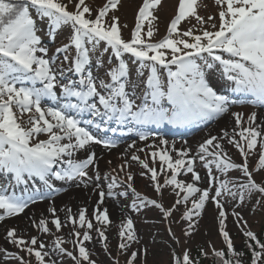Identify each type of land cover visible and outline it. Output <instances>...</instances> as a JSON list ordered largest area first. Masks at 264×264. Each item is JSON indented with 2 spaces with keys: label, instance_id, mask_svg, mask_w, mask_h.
Here are the masks:
<instances>
[{
  "label": "snow or ice",
  "instance_id": "1",
  "mask_svg": "<svg viewBox=\"0 0 264 264\" xmlns=\"http://www.w3.org/2000/svg\"><path fill=\"white\" fill-rule=\"evenodd\" d=\"M213 2L215 14L205 17L199 14L198 0H178L166 34L155 39L154 12L162 0H142L128 38L127 23L115 15L122 0H105L95 11L86 0H0V176L10 177L0 183V222L49 200L46 214L30 222L37 234L7 228L5 239L17 251L0 248V255L16 264H64L65 258L73 264H97L87 245L99 242L113 264H121L125 256V264H146L148 249L132 250L140 238L131 215L119 223L117 254L109 248L107 232L114 222L101 205L106 196L127 198L131 193L133 199L124 207L132 213L152 206L168 220L183 208L176 222H186L184 238L167 229L181 249L179 255L172 250V264H201L191 255L189 241L208 206L215 210L216 230L226 248L216 249L209 241L198 256L211 253L216 264H245L247 255L250 264H264V240L237 211L264 208V120H258L256 111H232L245 103L264 108V0ZM37 18L47 21L53 40L58 32L67 35L51 56L37 34ZM93 58L97 69L105 68L103 74L94 73ZM217 73L226 92L209 82ZM226 115L233 118V127L209 134L195 148L178 149L163 138L157 143L144 131L148 126L205 124ZM125 127L145 143L137 147L133 140L118 168L102 177L94 146L111 150L117 142L97 133ZM81 152L84 157L77 158ZM133 163L142 169L138 175L151 181L159 200L136 190ZM233 172L239 175L233 177ZM102 180L108 181L107 193ZM54 181L94 185L99 200L91 214L87 206L75 212L58 209ZM167 190L174 197L169 207L163 203ZM229 216L246 252L235 246ZM65 228L70 229L67 239L59 234Z\"/></svg>",
  "mask_w": 264,
  "mask_h": 264
},
{
  "label": "rangeland",
  "instance_id": "2",
  "mask_svg": "<svg viewBox=\"0 0 264 264\" xmlns=\"http://www.w3.org/2000/svg\"><path fill=\"white\" fill-rule=\"evenodd\" d=\"M164 0H162L163 2ZM87 3L92 5L94 11L96 10L97 5H102L105 0H86ZM200 7L198 9L199 14L202 16L207 17L208 15L215 14L216 7L214 5L213 0H198ZM130 4V5H129ZM142 4V0H122L121 6L119 10L115 12V15L120 17V22L127 23L128 30H125L124 36L125 38L129 37V30L134 26L135 23V15L138 10V7ZM129 8H133L129 9ZM176 7L170 8L169 11L165 9L163 6L154 12V15L158 17V20L155 22L158 27V32L155 36V39L161 38L163 35L166 34V29L168 23L170 22L171 18L174 16ZM35 18V16H34ZM195 23V20L192 21ZM187 23L183 24L182 27H187ZM36 30L37 34L41 36V43L42 46L49 50V56H51L55 49L62 46V44L67 42V35L65 32L61 31L55 34V39L53 40L52 35L49 33V29L47 27V21L41 20L39 18L36 19ZM74 55V51H73ZM62 59V57H61ZM105 68L107 65V57H104ZM65 68L68 67L67 64L64 65ZM92 68L94 73L99 72L103 74L105 68L97 69L95 67V58H93ZM210 84L219 92H226V89L220 87L219 85L223 84L224 82L221 80L219 73L215 76L211 77L209 80ZM59 92V88L57 89ZM51 102H48L50 104ZM47 105V104H46ZM232 111H240L243 112L245 115L250 114L252 111H256L258 114V120H264L262 114L264 113V108L260 107H253L247 103L243 105H237L232 108ZM28 116L25 115L21 118V122L24 123L27 121ZM234 125V120L230 116H224L223 118H218L214 122L202 124V127L196 132L195 134L191 135L189 138L185 137H168L161 134H154L150 133L152 138L158 143L160 138L167 139L169 144H175L176 148L181 147H192L195 148L198 146L200 142L208 137L209 134L218 135L221 132L222 127H228L231 129ZM25 126H27L25 124ZM112 127H115L113 125ZM119 130V129H118ZM117 130V131H118ZM110 132V131H109ZM111 134H114L110 132ZM102 136V135H99ZM104 137V136H103ZM40 139H46L45 135H41ZM106 138V137H105ZM115 140L117 142V147L108 150L103 148V146L97 145L101 148L103 154H106L109 157V161L111 163L109 165L106 164H99L100 174L103 177L106 174L112 172L113 168H118L123 162V153L127 148L128 144H130L133 140L137 142V147H143L145 142L139 141L138 136H133L131 139H115V138H108ZM185 141L187 144L185 145ZM152 140H149L147 143H151ZM84 153H79L77 158H83ZM141 158H144L143 153H139ZM232 155L235 159H239L238 153L233 150ZM115 156H119L120 160L117 161ZM131 171L136 173V178L134 180V187L137 191L141 192L143 195H147L150 198L160 199L157 193L154 191V188L151 184V181L146 177H141L138 175L139 172L142 171L140 166L136 163H133ZM90 174H92L90 170ZM201 174L203 175V170L201 169ZM233 177L239 175L236 172L231 173ZM122 176V174H121ZM10 178V177H8ZM185 179V177H181ZM259 178V177H258ZM223 179V177H221ZM0 183H4L0 180ZM37 185L40 182L36 181ZM107 181H101V189L106 190L107 193ZM54 184L57 188V194L54 196V203L58 209L71 207L75 212L76 209L80 206H87L89 209V214H91L93 207L96 206L97 201L99 200L98 191L94 190V185H89L87 188L80 186L77 187L73 182H60L54 181ZM124 190V189H120ZM19 191V190H18ZM120 199V198H108L105 197L104 202L112 203L113 201ZM133 199L131 193L126 198L127 205H130L131 200ZM229 197H225V200H228ZM174 202V197L171 195L170 190L164 192L163 203L165 207L171 206ZM113 204V203H112ZM49 205V200L45 199L43 202H37L35 204L30 205V210L26 213L21 214L20 216L8 218L5 222H0V248H6L10 252H15L17 249L7 243L5 239L6 229L10 227H17L19 230H26L28 235H36V231L30 227V222L32 219H39L42 214H46V209ZM34 207V208H33ZM101 207H107L106 205H101ZM110 214V219L114 222L113 225L109 226V230L107 235L109 237L108 243L109 248L112 254L115 256L117 254V244H118V226L121 221L122 217L131 215L134 223V228L136 230L137 235L140 238V245L133 244L132 250H135L137 247L147 248L148 255L146 257V264H171L172 262V250H175L176 255H179L181 252L180 246L172 242L169 238L167 229L170 227L172 232L175 236L180 237L183 239V231L186 228V222H176L183 211L181 208V212H176L173 214V217L169 218L168 220H164L160 211L152 206L144 209L140 213H132L128 209L119 211V214L112 213L111 209L107 207ZM214 208L212 206H208L206 211L203 214L202 219L199 221V231L193 234V237L189 241V245L191 246V255L193 257H201L198 256V250L203 247L205 249L208 248V242L211 241L213 246L216 249L226 248L223 244L222 237L219 236L218 231L216 230V220L214 216ZM240 211L244 216V219L247 220L249 227L251 230L257 232L261 226L264 225V208H257L254 212L251 210V206L247 208L237 209ZM118 213V212H116ZM59 215L63 219L64 213L60 212ZM228 230L230 232L231 237L234 240L235 246L237 250H241L243 246V236L237 226L233 223V218L229 216L227 220ZM51 227V225H50ZM70 229L65 228L63 229L62 233L65 238H68V233ZM58 234V235H59ZM95 237V233L93 232ZM45 240H48V237H43ZM171 245V247H169ZM67 247L71 248V244L66 245ZM89 249L93 252L92 259L97 261V264H113V261L110 257L103 251L101 244L99 242H95L93 244L87 245ZM211 255V253H209ZM126 256L120 257L121 264H125ZM200 258V259H201ZM138 259H143V256H139ZM0 264H16L15 261L11 259H5L3 255H0ZM64 264H73V262L65 258Z\"/></svg>",
  "mask_w": 264,
  "mask_h": 264
},
{
  "label": "bare ground",
  "instance_id": "3",
  "mask_svg": "<svg viewBox=\"0 0 264 264\" xmlns=\"http://www.w3.org/2000/svg\"><path fill=\"white\" fill-rule=\"evenodd\" d=\"M162 6L165 9H167V11H169L170 8L178 6V0H164L162 2ZM129 9H132L133 10V8H129ZM48 102H50V101H48V100H45L44 101L45 104H48ZM262 116L264 118V113L262 114ZM144 131H146V130H144ZM189 137H191V136H188L187 138H189ZM93 150L95 151V153H96V155L98 157H101V159L99 160V164L100 165L101 164L109 165L108 162H109L110 159H109V157L106 156V154H103V152L101 151V148L100 147L94 146V149ZM115 159L117 161H119L120 160V157L119 156H115ZM7 179H9V178L8 177H5V176H0V180L2 182H5ZM104 191L106 192V190H104ZM112 203L104 202V205H106L107 207H109L111 209L113 215H114V214H119V211L122 212V210L124 209V206L127 205V200H126V198H120V199H117V200L113 201ZM30 208L31 207L27 208L24 213L28 212L30 210ZM116 212H118V213H116ZM5 221H3V222H5Z\"/></svg>",
  "mask_w": 264,
  "mask_h": 264
},
{
  "label": "trees",
  "instance_id": "4",
  "mask_svg": "<svg viewBox=\"0 0 264 264\" xmlns=\"http://www.w3.org/2000/svg\"><path fill=\"white\" fill-rule=\"evenodd\" d=\"M33 14H35V13H33ZM256 233L262 240H264V225L261 226L260 229ZM241 250H243L245 252L247 251L245 246H244V240H243V246H242ZM200 258L201 257H198L197 259H200ZM244 260H245V264H250L249 258L247 255L244 257ZM200 261H201V264H216L215 258L211 255H209L208 258L202 257L200 259ZM171 264H172V262H171Z\"/></svg>",
  "mask_w": 264,
  "mask_h": 264
}]
</instances>
